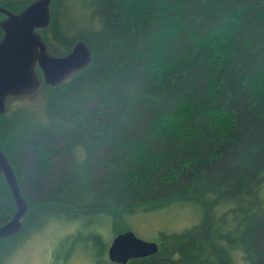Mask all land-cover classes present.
I'll return each instance as SVG.
<instances>
[{
	"label": "trees",
	"instance_id": "obj_1",
	"mask_svg": "<svg viewBox=\"0 0 264 264\" xmlns=\"http://www.w3.org/2000/svg\"><path fill=\"white\" fill-rule=\"evenodd\" d=\"M50 14L48 47L64 54L84 39L93 57L43 83L40 109L0 114V147L29 203L0 238V264L53 214H107L116 234L124 215L176 198L201 203L200 220L160 231L152 254L99 264H232L235 249L264 264V0H52ZM213 202L228 206L217 214ZM14 209L1 176L0 224Z\"/></svg>",
	"mask_w": 264,
	"mask_h": 264
},
{
	"label": "water",
	"instance_id": "obj_2",
	"mask_svg": "<svg viewBox=\"0 0 264 264\" xmlns=\"http://www.w3.org/2000/svg\"><path fill=\"white\" fill-rule=\"evenodd\" d=\"M52 0H32L19 11L0 4V114L6 109L8 97L28 95L41 88L42 83L56 85L92 60V50L84 39L73 43L64 54L50 53L41 29L50 23ZM40 30V31H39ZM37 68L41 70L40 76ZM0 174L3 175L15 209L10 218L0 224V238L9 237L21 228L29 203L21 192L17 175L0 147ZM158 243L136 235L131 229L117 232L107 247L111 261L125 262L129 258L154 253Z\"/></svg>",
	"mask_w": 264,
	"mask_h": 264
},
{
	"label": "rangeland",
	"instance_id": "obj_3",
	"mask_svg": "<svg viewBox=\"0 0 264 264\" xmlns=\"http://www.w3.org/2000/svg\"><path fill=\"white\" fill-rule=\"evenodd\" d=\"M77 6L82 7L81 2H77ZM47 48L50 53L57 54ZM44 97L42 83L35 93L8 97L6 107L40 109ZM259 196L264 199V182L259 188ZM213 203L217 214L228 206V202ZM203 209V205L196 200L176 198L158 207L139 209L124 215L121 228H129L144 239L158 241L160 231H179L198 222ZM92 231L101 234L106 244H109L115 232L107 214H101L96 220L87 216L70 218L53 214L39 227L27 231L16 240L3 256L2 264H99V258L107 257V251L100 252L101 246L98 249L92 239ZM232 264L251 263L243 258L240 250L235 249Z\"/></svg>",
	"mask_w": 264,
	"mask_h": 264
},
{
	"label": "flooded vegetation",
	"instance_id": "obj_4",
	"mask_svg": "<svg viewBox=\"0 0 264 264\" xmlns=\"http://www.w3.org/2000/svg\"><path fill=\"white\" fill-rule=\"evenodd\" d=\"M1 176L3 177V175H2V174H0V177H1ZM3 178H4V177H3ZM12 213H13V212H12ZM11 215H12V214H11Z\"/></svg>",
	"mask_w": 264,
	"mask_h": 264
}]
</instances>
